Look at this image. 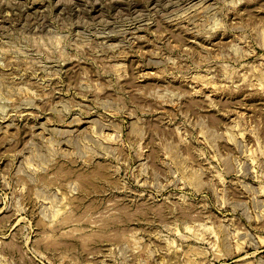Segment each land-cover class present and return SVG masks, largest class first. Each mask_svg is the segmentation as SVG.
<instances>
[{
	"label": "rangeland",
	"instance_id": "374dc122",
	"mask_svg": "<svg viewBox=\"0 0 264 264\" xmlns=\"http://www.w3.org/2000/svg\"><path fill=\"white\" fill-rule=\"evenodd\" d=\"M0 264H264V0H0Z\"/></svg>",
	"mask_w": 264,
	"mask_h": 264
},
{
	"label": "bare ground",
	"instance_id": "6f19581e",
	"mask_svg": "<svg viewBox=\"0 0 264 264\" xmlns=\"http://www.w3.org/2000/svg\"><path fill=\"white\" fill-rule=\"evenodd\" d=\"M248 75V74H247ZM245 79V78H244Z\"/></svg>",
	"mask_w": 264,
	"mask_h": 264
}]
</instances>
